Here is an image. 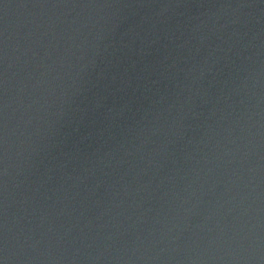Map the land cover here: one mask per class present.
<instances>
[{
  "label": "water",
  "instance_id": "water-1",
  "mask_svg": "<svg viewBox=\"0 0 264 264\" xmlns=\"http://www.w3.org/2000/svg\"><path fill=\"white\" fill-rule=\"evenodd\" d=\"M0 264H264V0H0Z\"/></svg>",
  "mask_w": 264,
  "mask_h": 264
}]
</instances>
